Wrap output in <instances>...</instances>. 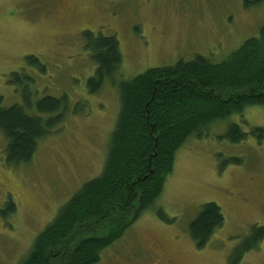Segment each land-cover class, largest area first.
Masks as SVG:
<instances>
[{
	"label": "rangeland",
	"instance_id": "rangeland-1",
	"mask_svg": "<svg viewBox=\"0 0 264 264\" xmlns=\"http://www.w3.org/2000/svg\"><path fill=\"white\" fill-rule=\"evenodd\" d=\"M263 22L264 3L247 9L243 0H0L2 106L24 105L27 96L32 104L45 97L65 104L62 121L28 165H6L0 133V264H20L66 202L102 172L119 93L109 83L89 93L96 66L84 49L85 31L117 40L121 77L130 80L196 56L220 63L257 37ZM29 56L38 67L26 63ZM21 72L31 81L13 79ZM230 122L245 133L264 128V106L190 138L153 207L98 264H228L251 230L264 227V140L249 135L230 144L222 138ZM233 158L240 164L225 163ZM206 203L219 207L223 224L197 249L189 224ZM7 204L15 206L12 214ZM238 264H264V239Z\"/></svg>",
	"mask_w": 264,
	"mask_h": 264
},
{
	"label": "trees",
	"instance_id": "trees-1",
	"mask_svg": "<svg viewBox=\"0 0 264 264\" xmlns=\"http://www.w3.org/2000/svg\"><path fill=\"white\" fill-rule=\"evenodd\" d=\"M263 3L243 0L247 9ZM83 37L84 49L96 66L87 89L96 94L106 83L117 88L116 123L101 174L66 202L20 264H98L102 252L153 207L173 173L177 152L190 138L207 136L210 127L233 115L242 117L248 107L264 106V22L257 37L245 40L220 63L196 56L173 66L150 68L130 80H122V56L114 37L88 31ZM26 63L39 66L33 56ZM12 77L31 81L23 72ZM2 102L0 97L6 165H28L39 143L62 121L65 104L51 97L32 104L28 96L24 105L3 107ZM249 135L262 141L264 128L245 133L230 122L222 138L237 145ZM240 162L233 158L225 163ZM7 206L12 214L15 206ZM157 214L163 217L161 210ZM222 224L217 205H202L189 224L196 248L203 249ZM263 239L264 227H254L234 248L228 264H238Z\"/></svg>",
	"mask_w": 264,
	"mask_h": 264
}]
</instances>
